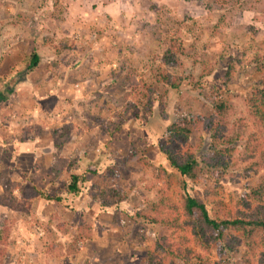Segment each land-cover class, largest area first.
<instances>
[{
	"label": "rangeland",
	"instance_id": "obj_1",
	"mask_svg": "<svg viewBox=\"0 0 264 264\" xmlns=\"http://www.w3.org/2000/svg\"><path fill=\"white\" fill-rule=\"evenodd\" d=\"M33 51L39 63L23 72ZM159 70L179 88L162 85ZM15 77L0 100V264H149L160 238L175 264H257L240 233L232 251L228 236L208 251L195 245L181 198L242 209L264 172L250 165L264 161V120L247 102L264 80V0H0V92ZM216 100L237 150L220 176L192 184L160 146L188 114L191 148L207 150L202 119ZM72 174L82 178L76 195ZM10 198L15 210L2 205ZM85 226L89 239L77 241Z\"/></svg>",
	"mask_w": 264,
	"mask_h": 264
},
{
	"label": "trees",
	"instance_id": "obj_2",
	"mask_svg": "<svg viewBox=\"0 0 264 264\" xmlns=\"http://www.w3.org/2000/svg\"><path fill=\"white\" fill-rule=\"evenodd\" d=\"M177 54L178 48L174 47L173 50H168L163 58L165 65L175 64ZM38 63L39 55L33 51L23 72L30 73L37 67ZM226 76V81H228L229 71ZM157 78L162 85L170 89H178L181 84V80L177 76H173L164 70H159ZM21 82L17 81L16 77L12 81L9 79L4 86L6 88L0 92V100H6L14 84L16 86ZM247 102L251 113L264 120V80L253 84ZM147 105H150L149 100L146 101L145 105L149 111L151 107ZM226 118V103L221 100L213 102V113L210 117L202 119L205 129L210 131L212 143L205 151L202 149L195 151L191 148L190 138L197 121L188 114L177 117L168 125L165 131L166 142L160 146V152L165 156L169 166L192 184H198L205 173L220 176L232 162V156L237 150V141L232 137L224 136ZM65 135L68 136V131ZM65 142L66 139L56 141V149L60 151ZM250 165L252 170L256 167L263 169L264 161L260 158ZM70 178L71 183L68 186V191L76 195L80 192L78 184L82 178L74 174ZM21 192L27 194L23 189ZM104 192L109 193L112 200H116V202H121L125 197L114 190H105ZM31 193L37 194L34 189ZM2 205L5 208L9 207L11 210H15V201H12L11 198L8 201L4 199ZM239 205L242 209H228L222 201H216L211 204V210H208L205 203L185 194L181 198L184 226L191 232L195 245L205 251L210 250L213 246H219L227 236L228 239L223 248L225 252L234 250L235 245L240 243V239L231 233H240L242 235L241 241L247 247V251L254 256L257 255V264H264V172L259 176L257 185L248 188V193L241 199ZM103 206L111 207L112 203H105ZM83 231L78 236L77 241L89 239V226H85ZM5 240L6 237L1 241V244H4ZM173 252L171 245L166 243V239L160 238L149 254V264H175V260L173 262L169 260L171 255H174ZM176 255L186 257L189 255V251L185 254ZM195 256L200 257L197 253ZM244 261L245 264H251L247 256H244Z\"/></svg>",
	"mask_w": 264,
	"mask_h": 264
}]
</instances>
